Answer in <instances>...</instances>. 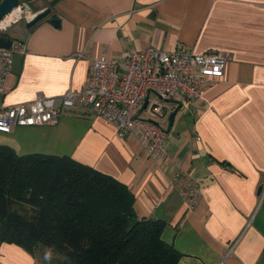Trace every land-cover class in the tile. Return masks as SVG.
I'll return each instance as SVG.
<instances>
[{
  "label": "crops",
  "instance_id": "crops-1",
  "mask_svg": "<svg viewBox=\"0 0 264 264\" xmlns=\"http://www.w3.org/2000/svg\"><path fill=\"white\" fill-rule=\"evenodd\" d=\"M19 1L51 12L31 27L22 19L2 33L26 52L14 56L1 107L79 90L99 55L147 45L231 54L224 75L206 91L209 109L182 112L164 102L165 114L154 117L170 133L167 160H154L135 136L118 137L81 106L62 110L53 125L0 131V144L20 155H66L125 184L139 218L165 223L161 237L179 251V264H264V0ZM154 101L150 96L140 106L142 117L153 118ZM187 182L200 189L193 208L181 193ZM0 264L42 263L2 243Z\"/></svg>",
  "mask_w": 264,
  "mask_h": 264
},
{
  "label": "trees",
  "instance_id": "trees-1",
  "mask_svg": "<svg viewBox=\"0 0 264 264\" xmlns=\"http://www.w3.org/2000/svg\"><path fill=\"white\" fill-rule=\"evenodd\" d=\"M133 204L125 184L69 156L0 144V244L42 264H179L165 223Z\"/></svg>",
  "mask_w": 264,
  "mask_h": 264
},
{
  "label": "built area",
  "instance_id": "built-area-1",
  "mask_svg": "<svg viewBox=\"0 0 264 264\" xmlns=\"http://www.w3.org/2000/svg\"><path fill=\"white\" fill-rule=\"evenodd\" d=\"M0 23V33L11 24L32 16L28 4L19 1ZM9 14V13H8ZM26 46L12 40L10 47H0V93L6 88L4 81L11 72L16 54H24ZM229 52L195 53L183 46L172 50H160L153 45L130 49L118 56L99 55L91 58L85 84L77 91L48 99L37 96L30 102L0 106V131L9 132L13 126L56 124L62 110L74 106L90 108L93 113L113 126L120 138L133 135L140 147L154 160L169 158L165 141L169 130L140 115V106L155 97L150 113L159 118L165 114L164 102L174 103L186 112L191 106H201L203 111L211 107L206 91L224 75ZM196 140H200L197 133ZM189 208H193L200 196V189L187 182L181 190Z\"/></svg>",
  "mask_w": 264,
  "mask_h": 264
},
{
  "label": "water",
  "instance_id": "water-1",
  "mask_svg": "<svg viewBox=\"0 0 264 264\" xmlns=\"http://www.w3.org/2000/svg\"><path fill=\"white\" fill-rule=\"evenodd\" d=\"M19 0H0V20L10 13L17 5ZM51 12V8L49 6L39 10L37 12H33L32 16L29 20L26 21V26L31 27L36 24L38 21L42 20L43 18L47 17ZM50 23L54 26H58L60 20L58 18H51ZM12 38L5 37L2 33H0V47H10L12 44ZM146 103V101H145ZM178 109V108H177ZM174 113H171L169 116V121L173 117ZM150 121L157 123L156 121L150 119ZM262 187L258 188V193L261 192Z\"/></svg>",
  "mask_w": 264,
  "mask_h": 264
},
{
  "label": "bare ground",
  "instance_id": "bare-ground-1",
  "mask_svg": "<svg viewBox=\"0 0 264 264\" xmlns=\"http://www.w3.org/2000/svg\"><path fill=\"white\" fill-rule=\"evenodd\" d=\"M11 15H12V13L10 14H7V16H5V20H9L10 19V17H11ZM4 23V21L3 22H1L0 24H3Z\"/></svg>",
  "mask_w": 264,
  "mask_h": 264
},
{
  "label": "clouds",
  "instance_id": "clouds-1",
  "mask_svg": "<svg viewBox=\"0 0 264 264\" xmlns=\"http://www.w3.org/2000/svg\"><path fill=\"white\" fill-rule=\"evenodd\" d=\"M50 257H51V254L50 253H46L45 259H50Z\"/></svg>",
  "mask_w": 264,
  "mask_h": 264
},
{
  "label": "rangeland",
  "instance_id": "rangeland-1",
  "mask_svg": "<svg viewBox=\"0 0 264 264\" xmlns=\"http://www.w3.org/2000/svg\"><path fill=\"white\" fill-rule=\"evenodd\" d=\"M20 20H22V19H20Z\"/></svg>",
  "mask_w": 264,
  "mask_h": 264
}]
</instances>
